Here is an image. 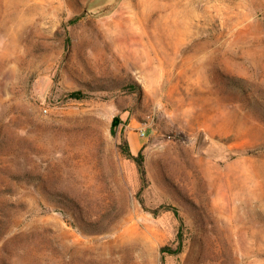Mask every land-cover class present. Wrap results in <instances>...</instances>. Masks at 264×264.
Returning a JSON list of instances; mask_svg holds the SVG:
<instances>
[{"label": "rangeland", "instance_id": "rangeland-1", "mask_svg": "<svg viewBox=\"0 0 264 264\" xmlns=\"http://www.w3.org/2000/svg\"><path fill=\"white\" fill-rule=\"evenodd\" d=\"M0 264H264V0H0Z\"/></svg>", "mask_w": 264, "mask_h": 264}, {"label": "trees", "instance_id": "trees-1", "mask_svg": "<svg viewBox=\"0 0 264 264\" xmlns=\"http://www.w3.org/2000/svg\"><path fill=\"white\" fill-rule=\"evenodd\" d=\"M139 165H140V168H141V171H142L143 177H144V175H145V171H144V169H143V166H142L141 162H139Z\"/></svg>", "mask_w": 264, "mask_h": 264}, {"label": "bare ground", "instance_id": "bare-ground-1", "mask_svg": "<svg viewBox=\"0 0 264 264\" xmlns=\"http://www.w3.org/2000/svg\"><path fill=\"white\" fill-rule=\"evenodd\" d=\"M143 1V0H142ZM147 1V0H146ZM149 1V0H148ZM140 2V1H139ZM144 3H146V2H144ZM170 3V2H169ZM148 4V3H147ZM173 5V4H172ZM178 5V4H177ZM161 12H162V10H161ZM163 12H164V10H163ZM159 14H160V11H159ZM165 14V12L163 13V15ZM168 13L166 12V15H167ZM165 16V15H164Z\"/></svg>", "mask_w": 264, "mask_h": 264}]
</instances>
